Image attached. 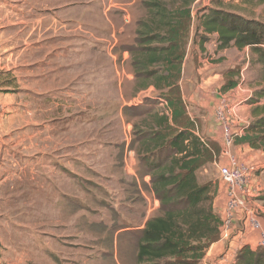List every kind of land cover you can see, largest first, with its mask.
Returning <instances> with one entry per match:
<instances>
[{
    "label": "rangeland",
    "instance_id": "obj_1",
    "mask_svg": "<svg viewBox=\"0 0 264 264\" xmlns=\"http://www.w3.org/2000/svg\"><path fill=\"white\" fill-rule=\"evenodd\" d=\"M149 1L52 0L51 6L39 0L31 10L38 17L39 36H17L22 26L16 9L6 33L0 16V52L10 56L1 63L11 71L5 76L10 86L0 88V264H137L138 232L158 214L159 202L144 169L124 168L126 154L132 135L148 123L149 111L167 113L158 93L137 91L132 67L131 52L136 33L149 19ZM260 2L196 0L191 6L186 55L195 69L184 81L192 78L194 87L187 83L183 88V101L205 136L227 117L226 109L214 113L211 102L227 78L199 88L203 81L197 68L237 70L236 101L231 99L237 107L229 119L242 120L240 128L251 122L248 102L264 84L249 48L231 46L228 60L218 56L216 37L210 35L201 51L198 18L207 9L221 8L264 23ZM12 28L14 36H6ZM46 30H52V52ZM219 149L221 164L209 165L197 177L201 183L220 182L226 197L219 199L227 203L219 175L226 164L222 143ZM229 150L248 171L245 208L250 203L253 215L264 220V157L239 154L233 145ZM233 216L228 237L220 240L224 246L238 240ZM240 249L222 250L198 264H234Z\"/></svg>",
    "mask_w": 264,
    "mask_h": 264
},
{
    "label": "trees",
    "instance_id": "obj_2",
    "mask_svg": "<svg viewBox=\"0 0 264 264\" xmlns=\"http://www.w3.org/2000/svg\"><path fill=\"white\" fill-rule=\"evenodd\" d=\"M195 1L176 0L168 7L150 0L149 19L136 33L131 52L137 91L152 87L167 110V114L149 111L147 132L136 134L143 139L146 153L140 163L147 169L159 202L158 214L138 232L137 264H198L220 240L223 221L214 206L217 182L201 183L197 177L198 172L218 163L219 145L196 134L199 124L188 116L179 86ZM260 3L264 5V0ZM198 19L201 51L210 35L216 37L217 51L231 46L249 48L260 65L264 84V23L221 8L207 9ZM225 77L220 88L223 93L238 86L236 69L228 70ZM262 101L264 85L248 102L252 120L241 128L240 135L233 136V146L264 155ZM234 264H264V247H242Z\"/></svg>",
    "mask_w": 264,
    "mask_h": 264
},
{
    "label": "crops",
    "instance_id": "obj_3",
    "mask_svg": "<svg viewBox=\"0 0 264 264\" xmlns=\"http://www.w3.org/2000/svg\"><path fill=\"white\" fill-rule=\"evenodd\" d=\"M42 1H45L47 3L48 0H42ZM49 2L51 3V6H52V0H49ZM38 3H39V0H0V16L3 15V18H1V22H2L1 24H2V29L4 27L5 33L7 32L8 27L11 28V26H13V24H14L13 23V17H15V15L13 13L16 9L17 10L16 13L19 15L17 22L22 26V27H19L20 30H19V33L17 36H39L37 34V31H38L37 28L39 26L38 25V17L35 14H33L31 11L34 8L38 7V5H39ZM41 4H43V3H41ZM243 6L246 7L247 5L244 3ZM262 6L264 8V5H262ZM4 16H5V18H4ZM49 21L51 22V25L48 28L51 29L52 21L51 20H49ZM25 29H27L28 31H25ZM9 31H10L9 35L7 33L6 36H11V37L14 36L12 34L15 32L14 29L13 28L9 29ZM2 32H4V31H2ZM46 32H49V36H46V39H47L46 40V47H47V49L49 48V50L52 52L54 50L52 30H46ZM5 53H7V50H5ZM124 55L125 54H123V58H124ZM218 56L219 57L220 56L221 57H227V59L229 60V54H228L227 50L219 51ZM8 58H10V56L5 57V56H3V52H0V65H1L0 66V74L2 73L0 75V88H7L10 86L9 80L11 81V78L7 80V78L5 76L10 74L11 71H9V69H4L5 64L1 63L2 60L7 61ZM52 58H53V55L51 54L50 59L52 60ZM50 59H49V57H47V61L49 64L52 63L49 61ZM228 60L227 61L223 60L222 63L228 64ZM222 63L218 64L217 67L218 68L221 67ZM48 67H50V66H48ZM194 69H195L194 67H192V68L190 67V61L188 60V56L186 55L184 62H183V65H182L181 80L179 82V86L181 89V94H182L183 100H184L183 88L187 86V83L189 84V86L194 87L193 79L190 78L188 80V82H185L184 81L185 76L190 75V74H194ZM209 69H210V71L206 72V70H208V68H205V67H203L201 69L197 68L196 72H199V74H201V76H202L201 80L203 81V83H201V85H199V88H203L204 87L203 84H206L209 86L212 82L219 81L220 79L225 77V75L229 69H233V68L228 67V68H226L225 71L224 70L223 71H221V70L217 71L216 69H212V68H209ZM3 71H9V72H3ZM50 71H52V70H50ZM15 72L16 71L13 70L12 75H14ZM236 89H237V87L233 91H229L226 93H223L222 91H221L222 93H216L215 92L214 97L211 98V102H213V104H214V113L216 112V110L218 109V107L220 106V104L223 100H225V102H227V103H231L227 107V111H226L227 117H228V122H229L228 123L229 124V133L231 135H233L237 132L239 133V131L241 129L240 128L241 125L239 126V124L242 121L240 119L238 121L229 119V118H231L229 116V114L230 113L232 114L236 110V107H237V102L235 103V102H233V100H231V99H234L236 101V99H235V95H236L235 90ZM196 90L198 91V87ZM140 91H142L141 93L147 92V91H151L152 93L153 92L155 93V91L152 87H149L146 90H140ZM247 99H245L244 101H247ZM203 102H204V100H203ZM186 110L188 111L187 108H186ZM123 112H124V109H123ZM188 116L192 120H194V118H192V116L189 113H188ZM249 116H250V114H249ZM250 118H251V116H250ZM251 120H252V118H251ZM216 122H217V124H216L217 130H213V132H214L213 134H209V132H205V133H207L205 136V134L201 131V126H199V128H197L195 125V127L197 129L196 134L205 140H208V141H211V142H214V143L220 145L222 143V140H220V139H222V137L224 135V127H223V123H218V121H216ZM236 126H238L239 128L238 127L235 128ZM148 128H149L148 125H145V127L141 126L139 128V129H143L141 135H143L145 132H147ZM219 130H220V132L218 133ZM132 137L133 138L131 139V142L129 145V150L126 154V157H128V160L125 161V167L124 168L126 170L128 169L130 171L133 170V168H135V169H138V172L141 169L142 170L144 169L146 172V170H147L146 167H144L140 163V158L141 157L144 158V156H146V153L143 150V146H142L143 139H140V137H138V135L135 136L134 134L132 135ZM234 151L239 153V154H242V155L247 154V152L253 153V151H251V150H248L246 148L237 147V146L234 147ZM257 153H259V152H257ZM259 155L264 157V155H262V154H259ZM218 164H221V162L218 161V163L215 166H218ZM144 175L150 177L147 173H145ZM150 180H151V178H150ZM245 188L247 189V192L251 191V189H249L248 186H246ZM225 197H226V193L224 192V190H223V188L219 182V183H217V193L215 196L214 206H215L216 210L218 211V213L222 219H223V215H224V209H225L226 201L222 202V201H220L219 198H225ZM246 205L247 206L245 209L238 210L233 214L234 215L233 216V228L237 230V226H238V231H235V233H238V235H237L238 240L233 241L229 245H226V246H224L223 242L219 240L218 242H216L215 244H213L210 247V249L208 250V252L204 258H207V257L216 258V257H218L219 253L222 250L225 251V249H226V250L230 251L231 248H233V247H235V251H236L237 249H240L244 246H248L252 249H255L259 246V241H260L261 235L264 234V220L259 218V217H255V215H253L250 203H246ZM253 219H255L259 222V224H260L259 228H256V229L252 228L251 221Z\"/></svg>",
    "mask_w": 264,
    "mask_h": 264
},
{
    "label": "built area",
    "instance_id": "obj_4",
    "mask_svg": "<svg viewBox=\"0 0 264 264\" xmlns=\"http://www.w3.org/2000/svg\"><path fill=\"white\" fill-rule=\"evenodd\" d=\"M225 100H223L218 107L217 112L220 110L227 111V106L223 105ZM140 104V100L136 103ZM135 104V105H136ZM219 121V120H218ZM219 123H223L224 127V135L222 137V157L225 158L226 164L219 167V175L220 181L226 186L227 188V203L225 205L224 214L227 216V220L221 228L220 232V240L226 239L228 237V224L231 223L232 215L241 209L245 208V202L242 198L243 197V186L246 182L247 177V168L238 164L236 159L230 153V147L233 145V136L240 135L241 129L239 133H235L231 135L229 133V122L228 118L222 117ZM252 227L254 229L259 228L260 224L257 220L253 219L251 221ZM259 247H264V234L261 235L259 241Z\"/></svg>",
    "mask_w": 264,
    "mask_h": 264
}]
</instances>
